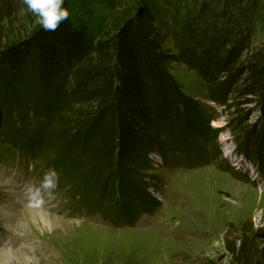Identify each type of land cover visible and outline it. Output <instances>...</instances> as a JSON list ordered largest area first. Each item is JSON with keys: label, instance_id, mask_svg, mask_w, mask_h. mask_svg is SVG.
<instances>
[{"label": "trees", "instance_id": "trees-1", "mask_svg": "<svg viewBox=\"0 0 264 264\" xmlns=\"http://www.w3.org/2000/svg\"><path fill=\"white\" fill-rule=\"evenodd\" d=\"M129 1L65 0L69 17L55 31L38 24L9 41L1 23L27 7L23 0H0V147L11 158L44 163L37 167L42 171L55 170L91 212L112 207L118 226L134 225L159 205L146 190L144 172L153 168L148 154L180 163L173 151L165 156L153 130L208 116L171 74L178 57L166 46L179 30L202 42L212 29L214 41L228 47L210 63L228 75L214 84L213 101H226L242 81L240 94L264 106V43L252 44L264 0ZM217 131L193 133L201 145L185 153L186 161L210 162ZM207 132L215 139L206 140ZM240 233L227 240L230 264H264V228L247 222Z\"/></svg>", "mask_w": 264, "mask_h": 264}, {"label": "rangeland", "instance_id": "rangeland-1", "mask_svg": "<svg viewBox=\"0 0 264 264\" xmlns=\"http://www.w3.org/2000/svg\"><path fill=\"white\" fill-rule=\"evenodd\" d=\"M27 13L22 8L17 19L1 23L9 41L39 24ZM174 22L171 27L178 29ZM215 34L209 29L201 42L179 30L167 42L166 48L178 57L170 65L171 74L208 116L153 130L165 156L173 157V151L180 163L167 164L155 151L148 154L153 168L144 172L146 190L159 205L134 225L113 224L110 206L105 213L91 212L69 183L55 180L54 187L42 188L40 180L48 171L37 167L44 163L11 158L0 147V156H8L0 162V256L9 255L3 259L6 264H230L229 235L237 232L238 239L247 222L264 228V106L260 98L240 94L242 81L226 101L212 100L214 84L228 78L210 65L228 50L214 41ZM263 43L264 17L252 38L253 47ZM206 127L218 130L217 139L211 143L210 162L197 166V160L187 162L184 155L201 145L193 133H204ZM204 136L213 139L214 133ZM108 187L109 181L105 194ZM36 188L41 195L34 201L31 191ZM27 206L39 214L30 215ZM4 208L14 213L11 226Z\"/></svg>", "mask_w": 264, "mask_h": 264}, {"label": "clouds", "instance_id": "clouds-1", "mask_svg": "<svg viewBox=\"0 0 264 264\" xmlns=\"http://www.w3.org/2000/svg\"><path fill=\"white\" fill-rule=\"evenodd\" d=\"M65 0H23L27 10L36 16L39 25L44 31H55L58 26L69 17V11L63 7ZM28 172V171H27ZM58 182L55 170L45 173L41 179V187L44 189L54 187V181ZM41 195V189L36 188L31 191V198L38 200ZM42 203V201H38Z\"/></svg>", "mask_w": 264, "mask_h": 264}, {"label": "bare ground", "instance_id": "bare-ground-1", "mask_svg": "<svg viewBox=\"0 0 264 264\" xmlns=\"http://www.w3.org/2000/svg\"><path fill=\"white\" fill-rule=\"evenodd\" d=\"M25 209V208H24ZM28 210H30L29 211V213H30V215H32V216H37L39 213L37 212V209H34L32 206H27V211ZM2 211V213H4V218L5 217H7V220L9 221L8 223H9V225L10 224H12V222H13V216H14V213H12V212H7L6 211V208H4V209H2L1 210ZM10 211V210H9ZM40 212V211H39ZM42 212V211H41ZM43 213V212H42ZM11 226V225H10ZM8 251V250H7ZM6 256H9V255H4V253H3V256H0V260L1 261H4V262H2L1 264H6V260H3L4 258ZM2 258V259H1ZM8 264H9V262H8Z\"/></svg>", "mask_w": 264, "mask_h": 264}]
</instances>
